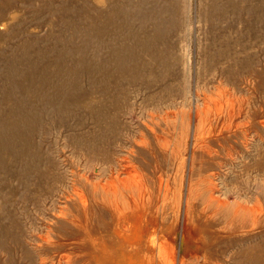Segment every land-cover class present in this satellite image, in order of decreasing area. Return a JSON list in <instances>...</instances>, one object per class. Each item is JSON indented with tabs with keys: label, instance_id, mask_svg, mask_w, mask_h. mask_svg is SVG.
Masks as SVG:
<instances>
[{
	"label": "rangeland",
	"instance_id": "1",
	"mask_svg": "<svg viewBox=\"0 0 264 264\" xmlns=\"http://www.w3.org/2000/svg\"><path fill=\"white\" fill-rule=\"evenodd\" d=\"M242 96L246 229L220 264H264V0H0V264H116L121 246L202 264L182 200L223 160Z\"/></svg>",
	"mask_w": 264,
	"mask_h": 264
},
{
	"label": "bare ground",
	"instance_id": "2",
	"mask_svg": "<svg viewBox=\"0 0 264 264\" xmlns=\"http://www.w3.org/2000/svg\"><path fill=\"white\" fill-rule=\"evenodd\" d=\"M245 83L246 82L244 81V84ZM248 83H247V85H244V90L246 91V93H248L250 95L256 94L255 89H253L252 87H248ZM234 98H236V97H234ZM237 99L239 101V106L237 105V101H235L233 103L231 102L230 103V110H229V112L227 111L228 114L225 117L226 119L222 118V120L225 119V121H227V118H228V122L230 123V126H228L229 128L227 130L231 132V136L228 138H224V139L226 141H227V139H229L232 144H229L228 150L225 151V155H224L223 160L220 158L219 161L216 163L215 171L211 174V177L209 179L206 178L205 180L202 179L200 182V185H198L199 187L196 189L197 192L195 191L194 194H192V190H191L192 185H190L187 188L188 190H187V193L185 194L184 201L182 200V202L185 204L184 211H183L184 221L186 220L185 222L189 223V224L192 221V223H194V225H195L194 227H196V229L199 230L200 235H201V238H199L200 240H198V242L200 241L199 243H201L203 245L202 247L204 248L203 249L204 254L201 257L199 255H196L194 257V259L196 261H200V259H202V261H203L202 264H215L216 261H218L219 259L223 260L225 257H229L230 256L229 248L231 245H233V242L229 238L232 235L238 236L239 234L243 233V231L246 229L245 228L242 231V228H243L245 222H244V218L242 217V215L244 214V212H242V211H244V208L240 204V203H242L240 201H241V198L245 197L242 192H244L246 190V193H248L247 192L248 183L239 180L240 179L239 174L241 172L240 170H243V169H241V167H238L239 160H236V156L240 155L243 152L248 153V145H249V143H251L250 142V135H251L252 127L245 120V119L248 120V118H249V114L247 113L248 111L246 109L248 102H250V101H248V97L246 98V97L242 96V97L237 98ZM263 107H264V103H259V107L257 109L256 108L253 110L251 109L252 114H254L257 117V119H259V116L264 114V111L262 109ZM239 117H243V119H239ZM255 122H257L258 126L260 125L261 127H264V121H262V120L258 121L257 120ZM217 123H219V122H217ZM218 132L220 133V130H218ZM214 154L217 157L219 156L217 151H214ZM124 160H126V159H124ZM227 168H230V169H227ZM225 169H227L228 172ZM246 172L249 173V171H246ZM262 174H264V173H262ZM229 175H230L229 182L234 181V183L232 182L233 184L228 183L227 185H225L223 182L219 183L220 178L222 176H226V178H228ZM243 176H244V173H242V177ZM233 178L234 179L236 178V179L234 180ZM262 178L263 177L259 178V182H261L260 179L262 180ZM243 180L247 181L248 179L245 180L243 178ZM261 184H259V185H261ZM250 186L252 188L253 185H250ZM262 187H264V186L262 185ZM245 195L249 196L250 194L249 195L245 194ZM233 196H234L235 200L232 199ZM244 199L246 200V198H244ZM122 200L123 201L114 203V206L112 208L113 212L110 210V208L108 209V210H110V212L113 213V217L115 216L118 208H122L125 205L131 206V204L133 202H135V199L133 197L131 199H124L123 198ZM109 205H110V203H109ZM181 208H183V207L181 205V196H179L178 202H177V207L175 208V212H174L175 213L174 215L177 218L180 216V213H181L180 209ZM120 211H119V213H120ZM160 213H161V217H165L167 215L165 207L163 205L161 207ZM260 213H262V211ZM254 215H255V212H254ZM254 215L251 217L253 224H255L257 221V219ZM246 216H248V214ZM262 216H263V214H262ZM249 219H250V216H249ZM187 221H189V222H187ZM114 222H113L114 223L113 225L116 226V224H118V221L115 220ZM214 227H218L219 230L214 229ZM248 227H251V226L248 225ZM252 228H255V226L254 227L252 226ZM234 230H238V231H234ZM193 231H195V230H193ZM193 235L195 236V233ZM225 237H226V240H224ZM188 239H190V237ZM208 241L210 242V245H209V248L208 247L206 248V244L208 243ZM234 241L236 242V241H240V240L236 239ZM128 242L132 243L133 241L129 240ZM199 243H197V244H199ZM241 243H242V241H241ZM148 245H149V247H152V246L154 247V241H151V244L148 243ZM155 246H156V249H157L159 256L163 257L162 254L165 251V245L162 243H159V244L156 243ZM198 247H199V245H198ZM173 248H172V251H173ZM126 252H129V254H127ZM119 253H120L119 259H117L116 264H152V262L148 261L145 257H142V259H139V260L135 259V257L139 256V253H137V252L131 253V251H127L122 246L120 247ZM216 253H217V255H216ZM242 258H244V257H242ZM220 260L218 261L219 264H220ZM171 264H174V263H171ZM177 264H192V263L188 259H185L182 257L179 260V263L177 262Z\"/></svg>",
	"mask_w": 264,
	"mask_h": 264
}]
</instances>
